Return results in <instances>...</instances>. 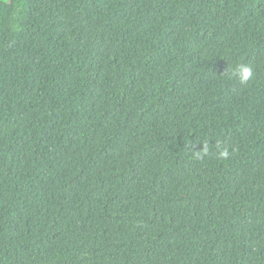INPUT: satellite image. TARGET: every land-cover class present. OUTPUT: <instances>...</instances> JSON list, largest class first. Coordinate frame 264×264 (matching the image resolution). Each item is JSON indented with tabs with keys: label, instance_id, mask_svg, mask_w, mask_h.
I'll return each mask as SVG.
<instances>
[{
	"label": "trees",
	"instance_id": "obj_1",
	"mask_svg": "<svg viewBox=\"0 0 264 264\" xmlns=\"http://www.w3.org/2000/svg\"><path fill=\"white\" fill-rule=\"evenodd\" d=\"M0 264H264V0H0Z\"/></svg>",
	"mask_w": 264,
	"mask_h": 264
},
{
	"label": "clouds",
	"instance_id": "obj_2",
	"mask_svg": "<svg viewBox=\"0 0 264 264\" xmlns=\"http://www.w3.org/2000/svg\"><path fill=\"white\" fill-rule=\"evenodd\" d=\"M226 75L238 79L241 84L247 83L250 79L253 78L254 72L253 69L247 64H237L234 67L230 68ZM201 149L195 151L194 155L197 159H203L206 157L210 151V146L208 142L201 144ZM217 151V158L220 160H228L230 158L229 145L224 141H217L214 145Z\"/></svg>",
	"mask_w": 264,
	"mask_h": 264
}]
</instances>
